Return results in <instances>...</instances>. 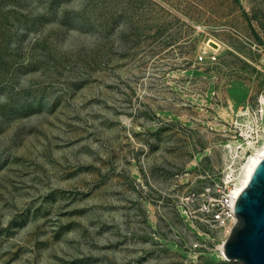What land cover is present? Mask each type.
<instances>
[{
	"label": "rangeland",
	"instance_id": "374dc122",
	"mask_svg": "<svg viewBox=\"0 0 264 264\" xmlns=\"http://www.w3.org/2000/svg\"><path fill=\"white\" fill-rule=\"evenodd\" d=\"M260 98L264 0H0V264H242L187 198Z\"/></svg>",
	"mask_w": 264,
	"mask_h": 264
},
{
	"label": "water",
	"instance_id": "95a60500",
	"mask_svg": "<svg viewBox=\"0 0 264 264\" xmlns=\"http://www.w3.org/2000/svg\"><path fill=\"white\" fill-rule=\"evenodd\" d=\"M237 218L224 242V255L242 264H264V155L234 206Z\"/></svg>",
	"mask_w": 264,
	"mask_h": 264
},
{
	"label": "built area",
	"instance_id": "2783aa9c",
	"mask_svg": "<svg viewBox=\"0 0 264 264\" xmlns=\"http://www.w3.org/2000/svg\"><path fill=\"white\" fill-rule=\"evenodd\" d=\"M198 59L201 61L206 59L208 61L216 60L217 50L214 51L209 48H204ZM246 109L247 113L237 114V116L242 117L244 115H251V111H254V109L251 110L249 107H246ZM254 112L256 113L257 110ZM257 131H255L254 136L258 135ZM237 133L241 135V131H238ZM259 133L258 136L262 137L263 131H260ZM257 139L258 138L256 137V140ZM229 157L230 159L228 160V163L222 167L219 177L213 179L208 186L202 187L199 191L193 193L192 197L188 196L187 198V203L191 202L195 205L190 212L191 217H195L211 227H223L226 231V226L228 225L232 228L237 220L233 211V206L237 198H234L233 196V188L237 181L240 167L239 163L236 164V161H233L231 156ZM219 252L224 255L221 250H219Z\"/></svg>",
	"mask_w": 264,
	"mask_h": 264
},
{
	"label": "bare ground",
	"instance_id": "6f19581e",
	"mask_svg": "<svg viewBox=\"0 0 264 264\" xmlns=\"http://www.w3.org/2000/svg\"><path fill=\"white\" fill-rule=\"evenodd\" d=\"M204 44L205 45L203 47L206 46L207 48H210L212 50H218L221 47L220 43L217 42L216 40L212 39V38L208 39ZM261 101H264V100L261 99ZM262 104H263V108H262L261 112L264 113V103L262 102ZM260 107H262V106H260ZM241 113L244 114L246 112L244 111ZM236 123H239V122L237 121ZM240 130L242 131L241 136L244 138V141L240 142L239 145L237 147H235L234 150L230 149L231 150L230 153L233 154V156H231L233 161H236L237 158H240L239 161L242 160L239 163L240 167H239V172H238V176H237V181H236L234 188H233L234 198H236L238 196V194L241 192V190L246 186V184H247V182H248V180H249V178L253 172L254 167L256 166V164L259 162V160L264 155V133H262V137H259L258 135L260 133L258 131H257L258 135L254 136V135H252L251 130L249 128L247 129V128L243 127ZM256 137L258 138L257 140H256ZM229 146H232V145L230 144ZM237 148H240V149H237ZM227 149H229V148H227ZM220 228H222V229H220V233H218V235H221V239L217 243L216 249L221 250L224 254L223 245H224V242L226 241V239L230 233L231 228L228 225L226 226L227 231L224 230L223 227H220Z\"/></svg>",
	"mask_w": 264,
	"mask_h": 264
}]
</instances>
